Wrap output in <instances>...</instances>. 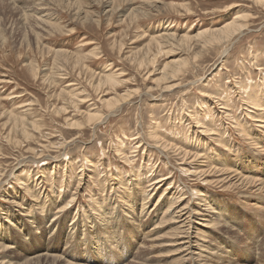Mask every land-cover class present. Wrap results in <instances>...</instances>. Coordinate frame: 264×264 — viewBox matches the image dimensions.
<instances>
[{"label": "rangeland", "instance_id": "374dc122", "mask_svg": "<svg viewBox=\"0 0 264 264\" xmlns=\"http://www.w3.org/2000/svg\"><path fill=\"white\" fill-rule=\"evenodd\" d=\"M263 117L264 0H0V264H264Z\"/></svg>", "mask_w": 264, "mask_h": 264}, {"label": "bare ground", "instance_id": "6f19581e", "mask_svg": "<svg viewBox=\"0 0 264 264\" xmlns=\"http://www.w3.org/2000/svg\"><path fill=\"white\" fill-rule=\"evenodd\" d=\"M246 28H248V22H247V20H246V16L245 15H241V14H236L235 16H234V18H233V20L232 21H230V22H228L226 25H224L223 27H221V28H217V29H215V30H213V31H202V32H199L198 33V35H197V37H200L201 39H203V40H205L206 42H212V41H231L232 39H233V37H234V35L235 34H238V33H241V32H243ZM171 36V35H170ZM169 35H163L162 37H164V38H169L170 37ZM161 37V36H160ZM173 60V59H172ZM173 61H175V59L173 60ZM170 62H172V61H170ZM176 62V61H175ZM179 63V62H178ZM181 63V62H180ZM167 64H169V63H167ZM173 66V65H172ZM172 66H169V65H166L165 66V69H164V73L162 74V78L161 79H165L166 81H167V79L169 80V79H173V78H175V77H177L179 74H180V67L179 66H174V67H172ZM111 77V76H110ZM109 76H106L105 78L107 79V80H109V79H111ZM101 81H102V79H101ZM113 82V81H112ZM171 84V83H170ZM167 88L168 89H173V87H168L167 86ZM76 95V94H75ZM131 98V94H130V92L129 93H127V94H124V95H121V96H119V97H111V98H109L108 100H106L105 101V105H106V107H107V113L105 114L104 113V115H102L101 116V118H100V120L102 121V122H104L105 120H107L111 115H114L115 114V110L117 109V108H119L120 107V105H122V104H124V103H126L127 101H129V99ZM251 99H253V100H255V98H251ZM255 105L256 106H259L260 104H258V103H255ZM208 111V110H207ZM205 112V116H207L208 115V112ZM209 112H210V110H209ZM260 117V116H259ZM264 118V117H263ZM259 119V120H258ZM256 121H260V118H258ZM263 120V119H262ZM261 120V121H262ZM192 122V121H191ZM197 122H199V123H202V122H200V121H197ZM260 123V122H259ZM203 125V124H202ZM201 124H198L196 127H203ZM206 130V132L207 131H210V128L208 127L207 129H205ZM208 133H210V135H214V133H212V132H207V134ZM221 134V133H220ZM218 132H217V135L219 136L220 135ZM151 137L154 139V141L156 142V144L158 145V147L159 148H161V150H163V152H166V153H168V151H171V152H169L168 154H170V153H176L177 155L179 154L181 157H182V160H183V162L182 163H185L186 161H188L189 159H191V161L189 162V163H192V161L193 160H195V159H197V154H192V153H190V152H188V151H185V150H182V149H180L179 147H176V146H173V145H171V144H169V142L168 143H165V142H162V141H160L161 139H159V134L157 135V133L156 132H151ZM220 137V136H219ZM200 141V140H199ZM178 146V145H177ZM226 152V151H225ZM220 158V157H219ZM225 160H228V159H226V158H224ZM235 161V162H234ZM226 162H228V164L229 165H225V166H227V167H225L224 165H223V163H222V165H221V167L223 168V169H221V168H211V166L209 165V164H200V167L202 168V170H200L199 168V170L200 171H198V170H196L195 171V174L194 175H199L200 177H202L203 176V180L205 181V183L207 182V183H212V182H217V183H222V185L223 184H225V185H231L233 182H231L230 184L228 183V182H230L229 180H231V178H233V177H230L229 178V176H230V174L231 173H233V172H235L236 170L234 169V164L233 163H237V161L236 160H228V161H226ZM231 162V163H230ZM250 162L251 161H249V160H247V163L248 164H250ZM253 163V162H252ZM245 164V163H244ZM246 165V164H245ZM251 165V164H250ZM256 165H257V163H256ZM248 166V165H247ZM251 167H252V165H251ZM253 168H255V167H253ZM213 170H215V172H213ZM213 172V173H212ZM216 172H222L223 174H221V173H219L218 174V176H217V173ZM228 172H230V173H228ZM227 173V175H225ZM216 175V177H213L214 179L212 180L211 178V176L212 175ZM219 175H221V176H219ZM236 175V174H235ZM239 175V174H238ZM223 176H225V177H223ZM239 178H238V180L237 181H241V183L242 184H244V187H245V184L246 183H250V182H252V183H257L258 181L257 180H252L251 178H249L248 176L246 177V176H238ZM229 178V179H228ZM253 178V177H252ZM255 179V178H254ZM154 180V179H153ZM127 181V180H126ZM244 181L246 182V183H244ZM236 182V181H235ZM159 183H161V182H159ZM237 184V183H236ZM260 185L261 184H258V185H255L252 189H254V188H257L256 190H250L249 192H247L248 193V195H250V196H253L252 194H255L256 193V191L257 190H261L262 191V189L264 188L263 186V188L262 187H260ZM170 186V185H169ZM235 186V185H234ZM234 186H232V187H234ZM247 186V185H246ZM231 187V188H232ZM237 187V186H236ZM257 194V193H256ZM201 195H203V194H201ZM250 196H248V197H250ZM251 198V197H250ZM216 203H217V201H216ZM260 203V202H259ZM259 203H256L255 204V207H257V206H259L258 204ZM218 204V206H219V209L220 210H223L224 209V205L223 204H220V203H217ZM253 206V205H252ZM264 206V205H263ZM66 206H64L63 207V209L65 208ZM131 207H133V206H131ZM184 207H186V206H184ZM260 207V206H259ZM130 209V208H129ZM181 210V209H180ZM98 211V210H97ZM146 211V209L145 208H143L142 209V211H141V213H143V212H145ZM166 212V211H165ZM181 213H180V216H178V218H180V219H183L184 217H185V215L187 214V213H184V211H180ZM147 214H145L144 216H146ZM173 218V217H172ZM55 219V218H54ZM54 221V220H53ZM55 221H56V219H55ZM162 221H164V223L166 222V219H165V217L163 218V220ZM182 223H183V225H185V223H188V225H189V228H183V230H182V233H184V235H180V237L183 239L181 242H180V247L179 248H182V251L181 252H189V251H191L190 250V246H191V244H192V236H193V234L191 235V232H190V229L192 228V226H191V218L189 217V215H188V217H185V219L184 220H182L181 221ZM55 223V222H54ZM160 223H162V224H158L157 226H158V228L157 229H159V228H161V227H163V226H160V225H163V222H160ZM215 224V223H214ZM158 232L159 231H157L156 232V234H157V236H161L160 234L158 235ZM1 234L3 235V236H6V235H4L3 234V232H1ZM124 234H127L126 232L124 233ZM116 236V235H115ZM123 237H125V236H123ZM179 237V238H180ZM98 239V238H97ZM124 239V238H123ZM125 242V241H124ZM105 243V242H104ZM102 245V244H101ZM185 245H187V247H188V249H185ZM100 246V245H99ZM8 247V246H7ZM6 247V248H7ZM10 247V246H9ZM102 247V246H101ZM105 247V246H104ZM1 248V247H0ZM4 248V247H3ZM12 248V247H11ZM100 248V247H99ZM9 249V248H8ZM175 251V250H174ZM195 252V251H194ZM188 255V256H187ZM180 260L182 261V264H191L192 263V260H194V257H193V255H192V252H189V253H187V254H185V255H183V256H181V258H180ZM181 263V262H180ZM69 264H71V263H69Z\"/></svg>", "mask_w": 264, "mask_h": 264}]
</instances>
